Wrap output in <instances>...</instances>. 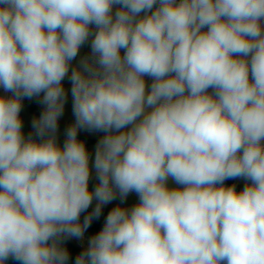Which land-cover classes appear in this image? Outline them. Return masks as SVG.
I'll use <instances>...</instances> for the list:
<instances>
[{"label": "clouds", "instance_id": "9594fccd", "mask_svg": "<svg viewBox=\"0 0 264 264\" xmlns=\"http://www.w3.org/2000/svg\"><path fill=\"white\" fill-rule=\"evenodd\" d=\"M0 89V264H264V0H0Z\"/></svg>", "mask_w": 264, "mask_h": 264}, {"label": "rangeland", "instance_id": "374dc122", "mask_svg": "<svg viewBox=\"0 0 264 264\" xmlns=\"http://www.w3.org/2000/svg\"><path fill=\"white\" fill-rule=\"evenodd\" d=\"M90 52V44H86L84 47H82L81 49V55H85L88 54ZM79 59V57L77 58ZM146 81L147 83L150 85L151 83V79L146 77ZM64 85L65 88H70V83L65 80L64 81ZM0 95H11L10 93H4L3 89H0ZM31 101H28L27 104H23V109L21 111V118L23 120L24 123V127H23V131L25 133V135H27L29 132L32 131L31 128V122L34 116H39V114L43 111V105L37 103V106L39 108L38 112H30L29 111V105H30ZM74 121V116L72 114V98L71 95L69 93L68 96V100L65 104V111H64V115L60 118V122L65 124L66 126H68L69 123ZM81 134H83L84 136L88 137L89 140H97L104 135V133L102 132H86V131H81ZM65 139L64 136V131H62L61 129L58 130V142L62 145L63 141ZM86 143V146L90 152V154H92V156L94 157V149H95V144L89 143L88 140H83ZM98 183V181L95 179V172L93 170L92 172V178L90 179L89 182V188L92 189L94 188V186ZM169 184L171 186H176L174 184V182L169 181ZM138 196L135 193H130L129 196L127 197V199L123 202V204L121 206L124 207H131L134 204L138 203ZM95 201H93V205L90 208H94L95 207ZM118 204H121V201L119 199L114 200L112 203L106 205V206H116ZM90 237L87 236H83L82 239H75V238H70L64 241L63 246L66 248V245L68 242H73L75 244H78L81 247L87 248L88 247V243H89ZM6 264H19L18 261L14 260V259H9ZM68 264H75V261H68Z\"/></svg>", "mask_w": 264, "mask_h": 264}, {"label": "trees", "instance_id": "16d2710c", "mask_svg": "<svg viewBox=\"0 0 264 264\" xmlns=\"http://www.w3.org/2000/svg\"><path fill=\"white\" fill-rule=\"evenodd\" d=\"M28 101L30 102L29 105V111L30 112H38L39 108L37 106L36 99L28 100L25 98L23 100V104H27ZM21 115V114H20ZM40 115V114H39ZM67 126L59 121V129L62 131L65 130ZM78 138L81 140H88L89 143L95 144L97 143V140H89L88 137L84 136L83 134L79 133ZM227 185H232L234 183V180H227L225 182ZM112 207L106 206L103 208L102 215L98 220H94L91 224V226L88 228V230L85 232L84 236L92 237L93 235L97 234L103 227V224L105 222L106 216L108 212L111 210ZM92 211V208L88 209V212L82 213L81 215V221H83L84 216L88 215L89 212ZM67 250L69 251V261H75L76 257L84 251L86 248L79 246L78 244H75L73 242H68L66 245Z\"/></svg>", "mask_w": 264, "mask_h": 264}, {"label": "crops", "instance_id": "0c3cea01", "mask_svg": "<svg viewBox=\"0 0 264 264\" xmlns=\"http://www.w3.org/2000/svg\"><path fill=\"white\" fill-rule=\"evenodd\" d=\"M246 181L243 179H236L234 180V183L236 185V188L238 191L242 190L244 185H245ZM106 207V206H105ZM111 207V206H110ZM113 207V206H112Z\"/></svg>", "mask_w": 264, "mask_h": 264}]
</instances>
